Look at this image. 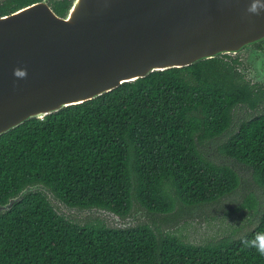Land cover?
Wrapping results in <instances>:
<instances>
[{"label":"trees","instance_id":"16d2710c","mask_svg":"<svg viewBox=\"0 0 264 264\" xmlns=\"http://www.w3.org/2000/svg\"><path fill=\"white\" fill-rule=\"evenodd\" d=\"M236 64L154 72L0 136V204L47 190L0 211V264H264L241 244L264 231V115L234 125L262 95ZM249 179L261 195L229 214L249 211L250 225L200 244L179 233L182 214Z\"/></svg>","mask_w":264,"mask_h":264},{"label":"water","instance_id":"95a60500","mask_svg":"<svg viewBox=\"0 0 264 264\" xmlns=\"http://www.w3.org/2000/svg\"><path fill=\"white\" fill-rule=\"evenodd\" d=\"M251 2L74 0L63 17L42 3L0 19V136L154 72L244 56L264 41ZM36 190L47 192L28 187L0 211Z\"/></svg>","mask_w":264,"mask_h":264},{"label":"flooded vegetation","instance_id":"af4514ba","mask_svg":"<svg viewBox=\"0 0 264 264\" xmlns=\"http://www.w3.org/2000/svg\"><path fill=\"white\" fill-rule=\"evenodd\" d=\"M73 1L74 0H0V19L12 16L26 8L42 3H45L56 14L63 17L69 11ZM227 60L230 61L232 65L237 62L236 66L244 82L255 87L262 95V100L258 107L251 108L247 105H240L235 110L237 118L234 125H241L245 121L251 120L252 117L264 115V41L256 44L253 49L245 50L244 56L235 57L227 55ZM218 147L219 145L213 146L211 144H206V146L204 145L201 147V150L204 154H208L212 157V155L215 154L220 155ZM211 149H213L212 152L210 151ZM220 161L226 163L225 160ZM240 169L241 171L243 170L242 166H240Z\"/></svg>","mask_w":264,"mask_h":264},{"label":"rangeland","instance_id":"374dc122","mask_svg":"<svg viewBox=\"0 0 264 264\" xmlns=\"http://www.w3.org/2000/svg\"><path fill=\"white\" fill-rule=\"evenodd\" d=\"M210 151L212 152L213 149ZM237 168L241 171L239 166H237ZM245 182L246 184H244L242 192L232 195L222 203L205 208L203 213H197L196 211L193 213L192 211H189L185 212L184 215L182 214V217L177 219L178 223L176 225H179L178 227L182 229L179 230V233L189 242L200 244L208 239L220 240L230 234H233L235 230L241 228L242 226L247 225L251 218V213L249 211L246 210L241 214L235 215L229 214L231 211L240 208L244 204L251 191L256 193L258 196L261 195L262 190L256 183H254L251 179L245 180ZM197 224H202V226H198ZM178 227H173L171 230L174 232ZM248 228L249 226L244 229Z\"/></svg>","mask_w":264,"mask_h":264},{"label":"clouds","instance_id":"9594fccd","mask_svg":"<svg viewBox=\"0 0 264 264\" xmlns=\"http://www.w3.org/2000/svg\"><path fill=\"white\" fill-rule=\"evenodd\" d=\"M246 11L253 15H260L261 11H264V2L262 0H252ZM13 75L18 79H26L27 69L14 68ZM241 244L245 248L255 249L260 256L264 257V231L255 233L251 239H242Z\"/></svg>","mask_w":264,"mask_h":264}]
</instances>
